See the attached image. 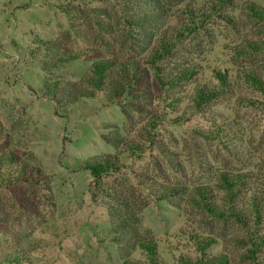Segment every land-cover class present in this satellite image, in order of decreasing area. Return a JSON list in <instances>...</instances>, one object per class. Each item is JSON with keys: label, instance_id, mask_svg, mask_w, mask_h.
I'll list each match as a JSON object with an SVG mask.
<instances>
[{"label": "rangeland", "instance_id": "obj_1", "mask_svg": "<svg viewBox=\"0 0 264 264\" xmlns=\"http://www.w3.org/2000/svg\"><path fill=\"white\" fill-rule=\"evenodd\" d=\"M81 1L0 0V134L9 139V144L0 146V152L11 148L42 167L52 190L49 196L42 190L35 193L26 185H0V263L4 254L18 247L30 255L28 264H120L125 252L147 262L141 249L112 244L99 230L103 219L97 217L103 212L92 203L89 188L93 177L82 167L88 160L115 153L104 138L110 134L120 133L145 142L148 148L140 158H122V172L108 177L107 182L123 175L132 182L133 171H148L162 188L175 182L191 187L208 185L221 198L224 192L217 187L220 172L249 173L252 180L241 198V209H250L254 193L264 199V94L251 88L243 74L252 69L264 78V50L249 58L237 57L233 52L238 45L247 47L249 41H264V23L250 17L246 10L247 2L264 6V0H237L225 9L233 25L215 19L207 24L208 32L180 45L176 60L192 62L201 69L198 77L178 90L180 95L167 94L157 81L153 82L157 99L151 109L166 119L153 132L154 140L175 153L180 165L178 173L171 174L166 161L159 156L170 181L163 174H155V144L142 136L148 114L138 113L125 102L110 103L103 93H98L95 98L69 108L67 116L61 117L55 114V103L41 96L40 90L47 81L79 80L103 57L101 52L91 50L80 60L44 71L25 60L15 48L17 43L30 51L37 43L57 41L72 49H93L94 25L90 27L85 18L91 9H107L110 19L101 17L115 25L114 37L122 38L121 31L125 32L126 27L112 0L91 4ZM165 1L169 10L163 26H176L181 19L180 9L192 0ZM134 35L142 40L136 42L142 57L157 44L156 34L148 42H143L147 37L141 33ZM217 72L228 76L230 92L209 110L190 113L188 101L171 106L173 98L190 94L197 85H219ZM241 98L260 103L257 107H245ZM200 130L217 135L206 139L196 135ZM28 196L29 202L25 200ZM52 199L56 205L51 204ZM16 200L20 201L19 206ZM134 224L141 234L158 240L163 264H200L198 239L211 241L208 258L224 254L230 264H254L248 258L252 233L231 218H213L192 208L186 197L173 202L150 201ZM4 240L8 242L3 243Z\"/></svg>", "mask_w": 264, "mask_h": 264}, {"label": "trees", "instance_id": "obj_2", "mask_svg": "<svg viewBox=\"0 0 264 264\" xmlns=\"http://www.w3.org/2000/svg\"><path fill=\"white\" fill-rule=\"evenodd\" d=\"M97 1L100 0L81 2L91 4ZM112 1L119 9L126 27L125 32L121 31V39L114 37L115 25L112 22H105L101 17L104 15L110 19V12L107 9H91L90 15L86 14L85 18L90 27L94 25L91 35L94 42L93 49H72L57 41L44 45L37 43L38 46L30 51H26V48L17 43L15 48L21 52L25 60H30L44 71H53L80 60L91 50L101 52L103 57L94 62L79 80L57 78L47 81L40 90L41 96L55 103V114L61 117L67 116L65 114L69 108L81 101L95 98L98 93H103L110 103L125 102L138 113L148 114L149 121L144 127L142 136H145L143 139L146 141L155 144L157 150V156L154 157L155 174H163L170 181L168 170L171 174L178 173L180 165L177 163L175 153L154 140L153 132L166 119H163L162 113L151 109L157 99L153 91V82L157 81L167 94L180 95L178 90L185 83L198 77L201 70L192 62L176 60L180 45L184 41H190L191 38L208 32L207 24L215 19L228 21L233 25L231 19L225 15V9L234 6L237 0H203L201 4L192 0L180 9L179 23L167 28L163 26L169 10L166 1ZM246 10L250 17L264 23V6L249 1L246 3ZM71 26H74L72 21ZM74 32L78 35L76 31ZM139 33L147 37L143 42L151 41L155 38L153 36L155 34L157 36V44L150 47L144 57L140 56L136 49L138 46L136 42L142 40L139 37L136 39L134 34ZM246 44L247 47L238 45L233 48L237 57L249 58L264 50V41H249ZM44 51L46 54H43ZM243 74L251 88L264 94V78L259 73L251 69ZM217 79L219 85L210 83L197 85L190 94L173 98L171 106L188 101L190 113L206 112L215 101L230 92L228 76L217 72ZM240 102L245 107H257L260 103L259 100L252 98H241ZM196 135L210 139L217 134L213 131L200 130ZM104 138L114 147L115 153L101 159L88 160L82 167L93 177L89 188L92 203L97 210L103 212L97 217L98 220L103 219L101 225H98L99 230L110 243L125 249L139 248L147 258V262H143L125 252L120 264H163L158 240L151 235L141 234L135 227L134 220L148 207L150 201L173 202L182 197H186L192 208H199L213 218H231L248 233H252L249 239L251 248L248 250V258L254 264H264V199L254 193L251 197L250 209L245 211L240 207L244 192L249 190L246 186L252 180L249 173L220 172L217 187L224 192L221 198L208 185L191 187L182 182H175L171 186L162 188L156 176L148 171L140 173L133 171L132 182L125 175L121 179L107 182L108 177L122 172L125 167L122 158L125 156L140 158L146 154L148 147L145 142L125 138L120 133L110 134ZM7 142L9 144L8 137L0 134V146ZM159 156L166 161L168 170H164ZM0 185H26L33 188L35 193L42 190L44 194L52 196L51 185L43 168L24 159L11 148L0 152ZM29 198L31 197L28 196L25 200L29 202ZM19 202L16 200L18 206ZM51 202L56 205L53 199ZM0 240H3L2 237ZM2 242L6 243L8 240ZM196 242L201 253L200 264H230L229 257L224 254L207 257V249L212 245L210 240L198 239ZM260 254H263L262 258L259 257ZM30 261L28 252L18 247L4 254L0 264H28Z\"/></svg>", "mask_w": 264, "mask_h": 264}]
</instances>
